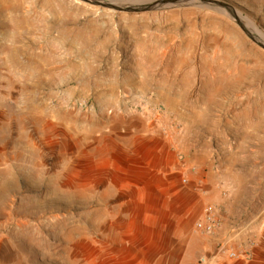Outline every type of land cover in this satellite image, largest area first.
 <instances>
[{
	"label": "rangeland",
	"instance_id": "374dc122",
	"mask_svg": "<svg viewBox=\"0 0 264 264\" xmlns=\"http://www.w3.org/2000/svg\"><path fill=\"white\" fill-rule=\"evenodd\" d=\"M30 2L0 0V264H264V49L203 6Z\"/></svg>",
	"mask_w": 264,
	"mask_h": 264
},
{
	"label": "water",
	"instance_id": "95a60500",
	"mask_svg": "<svg viewBox=\"0 0 264 264\" xmlns=\"http://www.w3.org/2000/svg\"><path fill=\"white\" fill-rule=\"evenodd\" d=\"M83 2L112 8L122 11H151L170 7L182 6H203L214 9L227 15L234 21L243 33L259 47L264 49V37L259 32L246 23L235 8L222 0H81Z\"/></svg>",
	"mask_w": 264,
	"mask_h": 264
},
{
	"label": "crops",
	"instance_id": "0c3cea01",
	"mask_svg": "<svg viewBox=\"0 0 264 264\" xmlns=\"http://www.w3.org/2000/svg\"><path fill=\"white\" fill-rule=\"evenodd\" d=\"M175 168H177V166L173 165L170 160L167 161L165 159H160V161H158L156 165L150 167V172L155 176V179L153 181L157 186V193H161L163 191L166 192L168 197H172L173 199L178 200V205L181 204L182 198L186 200L185 203L190 204L191 206L195 205L198 202L201 203V201H204L205 199H216V192L213 189L210 191L208 190V196H202L200 194L197 195L189 192L185 188L183 189L179 184ZM161 188H165V190ZM198 208L199 207H197L196 210ZM148 214L152 213H147V215ZM175 215V217L180 216L179 213Z\"/></svg>",
	"mask_w": 264,
	"mask_h": 264
},
{
	"label": "built area",
	"instance_id": "2783aa9c",
	"mask_svg": "<svg viewBox=\"0 0 264 264\" xmlns=\"http://www.w3.org/2000/svg\"><path fill=\"white\" fill-rule=\"evenodd\" d=\"M185 180L183 179V182ZM221 223L222 215L219 213V209L212 204H207L203 208L201 215L194 221L193 227L197 232L210 234L219 228ZM228 256L234 258L237 255L234 251H229Z\"/></svg>",
	"mask_w": 264,
	"mask_h": 264
},
{
	"label": "bare ground",
	"instance_id": "6f19581e",
	"mask_svg": "<svg viewBox=\"0 0 264 264\" xmlns=\"http://www.w3.org/2000/svg\"><path fill=\"white\" fill-rule=\"evenodd\" d=\"M30 1L32 2V0H30ZM27 2H28V1H27ZM31 2H30V3H31ZM48 8H49V7H48ZM19 16H20V15H19ZM26 17H28V15H27ZM25 19H26V18H25ZM26 21H27V20H26ZM16 22H17V21H16ZM25 23H26V22H25ZM34 24H35V23H34ZM14 49H16V48H13V50H14ZM19 50H20V49H19ZM12 52H13V51H12ZM15 52H16V51H15ZM18 54H19V53H18ZM20 54H21V53H20ZM13 55H14V53H13ZM13 55H12V56H13ZM10 58H12V57L10 56Z\"/></svg>",
	"mask_w": 264,
	"mask_h": 264
}]
</instances>
